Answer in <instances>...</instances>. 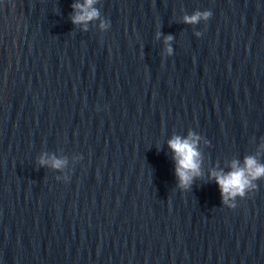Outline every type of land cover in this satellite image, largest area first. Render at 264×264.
<instances>
[{
	"label": "water",
	"instance_id": "1",
	"mask_svg": "<svg viewBox=\"0 0 264 264\" xmlns=\"http://www.w3.org/2000/svg\"><path fill=\"white\" fill-rule=\"evenodd\" d=\"M83 3L0 0V264H264V177L229 208L211 176L264 165V0Z\"/></svg>",
	"mask_w": 264,
	"mask_h": 264
},
{
	"label": "clouds",
	"instance_id": "2",
	"mask_svg": "<svg viewBox=\"0 0 264 264\" xmlns=\"http://www.w3.org/2000/svg\"><path fill=\"white\" fill-rule=\"evenodd\" d=\"M96 0H84L83 4L73 5L74 9H79V13L72 17V22L74 24L86 23L93 19L99 18V12L97 9L93 8L92 5ZM212 16L211 11H197L193 15H185L183 22L186 24H196L199 23L201 19L207 21ZM103 22H101V28L106 27ZM199 37L201 34L196 33ZM173 40L171 35L165 37V43L169 44ZM168 54L171 56L173 50L171 47L167 49ZM198 137L194 133H189L188 138L182 139L179 136L173 137L168 144L169 147L174 152L173 159L176 161V175L179 180V186L181 188H190L193 179L200 175L199 173V163L197 157L199 153L197 151V141ZM51 167L59 169L64 163L61 160H57L52 157ZM41 165L48 163L43 157L40 160ZM232 171L225 174L221 172H212L211 176L215 179L221 190L222 201L229 208H235V203H229V200H235L237 196L243 198L251 189H256L257 185L253 181L264 177V165L257 163L254 157L245 158V166L243 168L238 166L237 162H233Z\"/></svg>",
	"mask_w": 264,
	"mask_h": 264
}]
</instances>
